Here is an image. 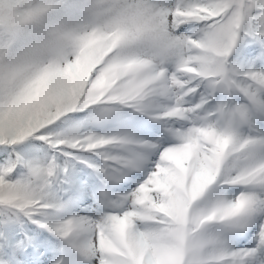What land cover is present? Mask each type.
Listing matches in <instances>:
<instances>
[{"label": "snow or ice", "instance_id": "snow-or-ice-1", "mask_svg": "<svg viewBox=\"0 0 264 264\" xmlns=\"http://www.w3.org/2000/svg\"><path fill=\"white\" fill-rule=\"evenodd\" d=\"M0 264H264V0H0Z\"/></svg>", "mask_w": 264, "mask_h": 264}]
</instances>
